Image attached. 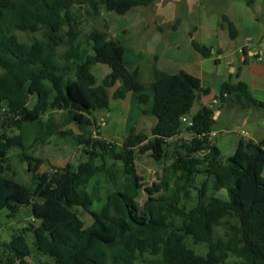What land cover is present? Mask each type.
Instances as JSON below:
<instances>
[{
    "label": "trees",
    "instance_id": "obj_1",
    "mask_svg": "<svg viewBox=\"0 0 264 264\" xmlns=\"http://www.w3.org/2000/svg\"><path fill=\"white\" fill-rule=\"evenodd\" d=\"M157 1L0 0V211L31 207L36 224L25 230L34 234L37 254L54 264H230L231 258L233 264H264V138L241 139L224 160L212 136L217 110L264 109L246 83H223L218 108L202 106L192 115L197 95L185 73L154 66L151 134L132 127L119 145L98 131L95 113L109 111L111 98L137 93L146 115L151 96L141 68L132 72L125 64L127 45L98 29L80 41V24L86 16L100 17L102 8L123 16ZM223 22L236 39L235 25L226 16ZM43 30L44 41L28 43L18 35ZM192 45L211 57L210 47L195 40ZM97 64L110 68L101 81L93 73ZM53 113H61L62 121L46 124L44 117ZM71 123L81 131L74 136L83 147L77 167L40 172L43 159L23 152L32 184L8 174L10 152L24 151L28 135L64 134L59 130ZM90 127L95 134L84 133ZM13 130L19 133L11 136ZM147 153L167 165L154 187L145 186L137 169L138 156ZM198 175L205 176L200 185ZM144 192L148 199L141 207ZM77 208L90 213L92 225L85 226ZM224 222L228 233L217 238ZM189 239L208 251L198 253ZM32 257L18 234L2 244L0 264H30Z\"/></svg>",
    "mask_w": 264,
    "mask_h": 264
},
{
    "label": "rangeland",
    "instance_id": "obj_2",
    "mask_svg": "<svg viewBox=\"0 0 264 264\" xmlns=\"http://www.w3.org/2000/svg\"><path fill=\"white\" fill-rule=\"evenodd\" d=\"M232 6L235 9L243 10L249 14L256 13L254 9L249 7L248 0H200L195 10L191 3L189 9L185 0L182 3L174 5L169 0H158L155 4L147 8H138L127 15H117L112 12L101 9V16L94 18L86 16L80 24V41L84 40V35L88 34L93 29H98L108 32L115 40L124 41L127 45L128 52L125 56V64L128 69L135 70L137 65L142 63L143 72L141 73L142 81L147 85V93L153 96L149 84L153 81V76L150 71L145 68L152 63L153 56L161 55L167 49L166 43L170 37H177L179 46L182 51L186 48H191L190 35L192 28L203 26L204 21L212 20L218 22L220 26L227 25L223 22V16H229ZM174 11L175 18L172 21L166 20L165 17L159 15L164 11ZM190 12V13H188ZM176 28V29H175ZM202 29V28H201ZM203 31H200V33ZM22 41L33 43L35 40L44 41L46 39L45 31L36 34L18 33ZM204 38V37H203ZM167 39V40H166ZM205 42V40H202ZM206 43V42H205ZM210 46L216 45L218 42L211 39ZM188 46V47H187ZM169 49V48H168ZM167 49V50H168ZM165 50V51H167ZM164 51V52H165ZM162 67V65H160ZM211 70H215L214 66ZM221 68H217L216 75L211 80L213 93L207 96V100L213 99L214 93L219 94V87L221 81L225 77L220 75ZM215 72V71H214ZM93 73L99 81L103 79L106 73H110V68L103 64H97L93 68ZM122 86V81H119L117 86L110 89V93ZM36 103V97L32 96L30 99V107L32 108ZM148 113L142 114V105L138 101L137 93H129L126 99L115 100L111 98L109 111H97L95 118L98 123V131L101 136L109 141L122 145L123 140L128 135L132 127H135L138 132H145L151 134L152 127L156 124V119L152 115L153 99L146 105ZM200 109L199 101L197 100L191 110L192 115L196 114ZM235 111L224 114L215 124L217 136V146L221 152L224 160L234 155L241 139L249 140L247 123L242 122L241 118H250L256 121L257 116L254 117L253 110H242L239 107L234 108ZM246 118V119H247ZM62 121V114L53 113L44 117V122L52 125L53 122L60 123ZM64 134L52 135L44 138L43 134L36 135V133L28 135L26 148L24 151L14 149L9 154V175L26 185L32 184V175L28 173V164L22 157L25 152L33 157L43 159L44 163L40 167V172H45L51 166L65 167L67 164H72L77 167L83 157V147L77 145L74 136L81 134L79 128L71 123L63 126L60 130ZM95 128L90 127L84 130V133L90 135L95 134ZM18 131H11V136L17 135ZM73 134V135H71ZM42 140H37V138ZM158 163L154 160L150 153L139 155L137 158L138 173L142 178V182L146 187L156 186L162 174L167 167L166 164ZM205 180L204 175H198L196 184L200 185ZM224 195V192H223ZM222 194L220 196H223ZM148 195L144 192L139 199L141 207L144 206ZM97 203L92 207V210H98ZM85 226L93 224L94 219L82 208L76 209ZM34 221L31 207H22L19 212L12 213L8 209L0 211V252L2 251V244L11 241L14 235L23 234L33 257L29 258L30 264H54L52 260L41 254H37V247L35 243L34 234L28 230ZM228 233L226 222L216 229V237L224 238ZM188 243L193 249L200 254H205L208 251L206 245H194L189 239ZM236 259L231 258L230 264Z\"/></svg>",
    "mask_w": 264,
    "mask_h": 264
},
{
    "label": "crops",
    "instance_id": "obj_3",
    "mask_svg": "<svg viewBox=\"0 0 264 264\" xmlns=\"http://www.w3.org/2000/svg\"><path fill=\"white\" fill-rule=\"evenodd\" d=\"M169 2H173L174 5L177 3L183 4V0H169ZM249 2L251 3L249 4ZM185 3L188 9L189 3H191L195 10L200 0H185ZM248 5L257 12L252 14L243 10L238 12L235 6H232L230 15L226 16L238 30L236 39L231 38L228 28L220 26L219 21L216 23L212 20L204 21L202 29L195 26L191 30L193 34L189 33L191 48L187 46L186 51H182L178 38L170 37L168 40L166 39V48L169 49H165L167 51L164 50L165 52L163 51L161 55L155 54L152 63L148 64L145 69L150 73H152L154 66L174 74L183 71L194 88L200 108L202 106H212L216 109L219 106L218 101L215 99L218 94L214 93L211 101L206 99L207 96L213 93L210 82L216 75L217 68L222 69L220 75L225 77L220 83L219 92L225 82L234 84L244 82L248 85L253 98L264 103V0H248ZM159 15L170 21L175 18L174 11L166 10L159 13ZM200 31H203V34ZM211 39L216 40L218 43L210 46L207 41L209 42ZM193 40L210 47L212 49L211 57L204 58L197 52L192 45ZM202 40H205L206 43ZM127 52L128 50H126ZM143 65L142 63L137 65V68H141V73L143 72ZM212 66L215 70H211ZM176 83H182L180 76L176 78ZM205 91H209L210 94L205 95ZM151 99H153V96H151ZM215 100L217 103H214ZM234 108L225 106L222 110H217L215 115L217 122L224 114L235 111ZM248 110L254 111V117L257 116L256 121L247 117L246 119L244 116L241 120L247 123L249 139L261 141L264 138V109L251 108ZM214 134L217 136L216 130Z\"/></svg>",
    "mask_w": 264,
    "mask_h": 264
},
{
    "label": "built area",
    "instance_id": "obj_4",
    "mask_svg": "<svg viewBox=\"0 0 264 264\" xmlns=\"http://www.w3.org/2000/svg\"><path fill=\"white\" fill-rule=\"evenodd\" d=\"M214 103H217V101L215 100ZM184 122H187L189 125H191L192 123L190 121L187 120V118H183ZM212 136H215V134L213 133Z\"/></svg>",
    "mask_w": 264,
    "mask_h": 264
}]
</instances>
